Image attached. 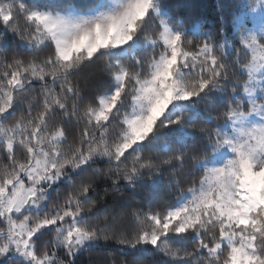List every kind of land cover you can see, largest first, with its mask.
Listing matches in <instances>:
<instances>
[{
  "label": "snow or ice",
  "instance_id": "1",
  "mask_svg": "<svg viewBox=\"0 0 264 264\" xmlns=\"http://www.w3.org/2000/svg\"><path fill=\"white\" fill-rule=\"evenodd\" d=\"M221 11L0 0V264H264V0Z\"/></svg>",
  "mask_w": 264,
  "mask_h": 264
},
{
  "label": "trees",
  "instance_id": "2",
  "mask_svg": "<svg viewBox=\"0 0 264 264\" xmlns=\"http://www.w3.org/2000/svg\"><path fill=\"white\" fill-rule=\"evenodd\" d=\"M173 12L184 19L187 26L201 25L204 30L214 29L221 21L222 16H231L222 12L221 8L231 5L233 0H167ZM116 246L97 247L85 251L80 256V264H106L115 255H118Z\"/></svg>",
  "mask_w": 264,
  "mask_h": 264
}]
</instances>
